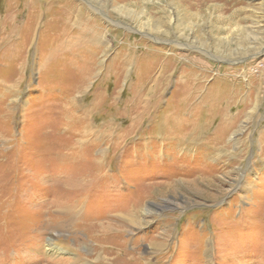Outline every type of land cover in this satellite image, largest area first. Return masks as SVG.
<instances>
[{
  "label": "rangeland",
  "instance_id": "374dc122",
  "mask_svg": "<svg viewBox=\"0 0 264 264\" xmlns=\"http://www.w3.org/2000/svg\"><path fill=\"white\" fill-rule=\"evenodd\" d=\"M263 50L264 0H0V264H264Z\"/></svg>",
  "mask_w": 264,
  "mask_h": 264
},
{
  "label": "bare ground",
  "instance_id": "6f19581e",
  "mask_svg": "<svg viewBox=\"0 0 264 264\" xmlns=\"http://www.w3.org/2000/svg\"><path fill=\"white\" fill-rule=\"evenodd\" d=\"M71 18V17H70ZM70 20V19H69ZM62 23V22H61ZM60 24V23H59ZM56 26V25H55ZM57 27H55V29H56ZM90 28H91V26H90ZM225 28V27H224ZM63 28H60L59 27V29H58V31H62V32H65L66 30L64 29V30H62ZM86 32H87V30H86ZM80 34V33H79ZM84 35H85V33H84ZM83 35V36H84ZM70 44V43H69ZM65 46V45H64ZM76 46V45H75ZM188 49V48H187ZM190 49H193V48H190ZM58 51V50H57ZM264 51V50H263ZM58 60V59H57ZM67 60V59H66ZM75 61V60H74ZM73 64V63H72ZM71 64V65H72ZM75 65V64H74ZM86 67V66H85ZM84 69V68H83ZM85 70V69H84ZM89 70H91V69H89ZM89 70H88V72H89ZM86 72V71H85ZM90 73V72H89ZM86 74H87V72H86ZM84 77H85V75H84ZM83 77V78H84ZM82 78V77H81ZM83 80V79H82ZM85 80V79H84ZM86 81V80H85ZM24 105V104H23ZM177 119H178V117L176 118V121H177ZM175 120V119H174ZM175 121V122H176ZM72 152V151H71ZM98 163V162H97ZM148 214V213H147ZM69 218V217H68ZM65 220V219H64ZM70 220V219H69ZM68 220V221H69ZM73 221V220H72ZM71 221V222H72ZM45 252L46 253H48V255H50L52 258H54V257H60L61 255H63V254H66V251H64V249H62V248H60L57 244H56V242L54 241V239H48L47 240V243H46V247H45Z\"/></svg>",
  "mask_w": 264,
  "mask_h": 264
}]
</instances>
